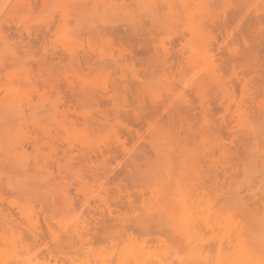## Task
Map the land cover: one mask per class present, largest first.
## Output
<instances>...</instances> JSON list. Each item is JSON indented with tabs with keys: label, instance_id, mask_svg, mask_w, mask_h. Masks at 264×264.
Masks as SVG:
<instances>
[{
	"label": "rangeland",
	"instance_id": "rangeland-1",
	"mask_svg": "<svg viewBox=\"0 0 264 264\" xmlns=\"http://www.w3.org/2000/svg\"><path fill=\"white\" fill-rule=\"evenodd\" d=\"M18 1L0 264H264V0Z\"/></svg>",
	"mask_w": 264,
	"mask_h": 264
},
{
	"label": "bare ground",
	"instance_id": "bare-ground-1",
	"mask_svg": "<svg viewBox=\"0 0 264 264\" xmlns=\"http://www.w3.org/2000/svg\"><path fill=\"white\" fill-rule=\"evenodd\" d=\"M19 2H20V3H19ZM25 2L28 4V6H27V8H26V9H27V12H28V11L30 12L31 6L29 5L28 0H20V1H18V3H19L20 5L23 4V6H24V3H25ZM18 6H19V5H18ZM18 9H19V8H18ZM20 9H22V7H21ZM20 9H19V10H20ZM15 10L17 11V9H15ZM19 10H18V11H19ZM12 13H13V12H12ZM18 13H19V12H18ZM29 14H30V13H29ZM20 15H22V14H20ZM8 16H9V15H8ZM9 17H10V16H9ZM14 17H15V16H14ZM201 22H202V21H201ZM201 22H199V23L201 24ZM203 22H204V21H203ZM200 24H199V25H200ZM202 24H203V23H202ZM204 25H205V23L203 24V26H204ZM200 26H202V25H200ZM203 26H202V27H203ZM48 27H49V26H48ZM204 27H205V26H204ZM34 31H36V30H34ZM47 31H48V30H47ZM34 33H35V32H34ZM36 33H37V32H36ZM208 33H209V32H208ZM208 50H209V49H208ZM37 78H38V77H37ZM37 78H36V79H37ZM33 140H34V138H33ZM30 141H31V140H30ZM30 141H28V143H29ZM34 141H38V140H34ZM32 142H33V141H32ZM32 142H31V143H32ZM39 142H40V141H39ZM39 142H37V143L40 144ZM33 143H34V142H33ZM33 143H32V144H33ZM37 143H36V146H38ZM32 144H31V145H32ZM32 147L34 148L33 145H32ZM3 191H4V190H3ZM5 191H6V190H5ZM0 193H1L0 195H1V197H2V193H3V195H4V192H0ZM5 194H6V192H5ZM5 196H6V195H5ZM6 197H7V196H6ZM3 199H4V196H3ZM0 200H2V199L0 198ZM4 200H5V199H4ZM2 201H3V200H2ZM2 201H0V202H2ZM6 201H7V200H6ZM0 213H1V212H0ZM2 214H4V213H2ZM9 214H10V213H9ZM6 215H7V214H6ZM0 217H1V215H0ZM4 217H5V216H3V219H5V220L8 218V217H7V218H4ZM10 217H11V216H10ZM10 217H9V218H10ZM1 218H2V217H1ZM9 218L7 219L8 222H9V223H10V222L12 223L13 219H12V221H9ZM10 219H11V218H10ZM100 219H101V218H100ZM0 220H1V219H0ZM7 220H6L5 222H4V220H3V221L1 220V222H0V223L4 222V224L2 223V226L4 225V226H3V229H4L5 226H8V225H9V224H8V225L6 224V223H8ZM13 223H14V221H13ZM5 224H6V225H5ZM44 224H45V223H44ZM46 227H47V226H46ZM6 228H7V227H6ZM10 228H11V225H10ZM47 229H48V228H47ZM5 230H6V229H5ZM36 230H37V229H36ZM51 232H52V230H51ZM38 233H39V231H38ZM48 233H49V232H48ZM117 234H118V233H117ZM96 235H97V234H96ZM125 235H126V237H128L127 234H125ZM128 235H130V234H128ZM59 236H60V235H59ZM99 236H100V235H99ZM120 236H121L120 234H119V235H116L114 239L117 240ZM49 237L53 238L52 235L50 236V233H49ZM116 237H117V238H116ZM78 238H79V241H80V240H81L80 237H78ZM96 238H97V237H96ZM128 238H130V237H128ZM148 238H150V237H148ZM148 238H147V239H148ZM97 239H98V238H97ZM102 239H103V238H102ZM107 239H108V238H107ZM56 240L58 241L57 238H55V241H56ZM66 240H68V239H65V240H64V242H65L64 245L67 243ZM62 241H63V240H62ZM53 242H54V240H53ZM68 242H69V241H68ZM110 242H111V241H110ZM114 242H115V240H114ZM58 243H59V241H58ZM61 243H62V242H61ZM44 244H45V242H44ZM56 244H57V243H56ZM56 244H55V245H56ZM113 244H114V243H113ZM55 245L53 246L54 249H55V247H56ZM64 245H63V246H64ZM65 246H68V245H65ZM82 246H83V245H82V242H81V247H79L78 249H75V250H72V251L69 250V252H68V251L65 252V251H64V248H62V244H61V247H60V248L58 247L59 250H58V248L56 247L57 250H55V253H56V254H54L55 256L52 255V254H50V251H48L47 249H45V250H47V252H48V256H47V257H48L49 259L53 258V259L55 260V261L53 260L54 262H56V261H61V264H62V261H63V262L65 261L64 263H66V262H73V261H75L76 258H77V259H79L80 261L83 259L82 263H84V259H86V255H87V253H85V251H86V249H84L85 247L82 248ZM46 247H47V246L44 245L43 248H46ZM80 248H81V249H80ZM60 249H63V250H60ZM52 250H53V249H52ZM80 250H81V251H80ZM83 250H84V251H83ZM82 251L84 252V255L82 254V253H83ZM70 252H71V253H70ZM86 252H87V251H86ZM79 254H82V255H80V256H82L81 258H80V256H79ZM85 254H86V255H85ZM84 256H85V258H83ZM47 257H46V258H47ZM46 260H48V259H46ZM85 261H87V260H85ZM45 262H47V261H45ZM47 263H48V262H47ZM55 264H56V263H55ZM84 264H86V262H85Z\"/></svg>",
	"mask_w": 264,
	"mask_h": 264
}]
</instances>
